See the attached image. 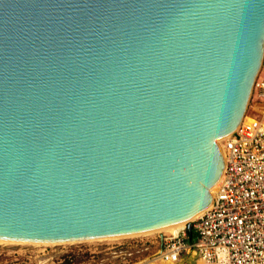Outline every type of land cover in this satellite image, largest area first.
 Returning <instances> with one entry per match:
<instances>
[{
  "label": "water",
  "instance_id": "1",
  "mask_svg": "<svg viewBox=\"0 0 264 264\" xmlns=\"http://www.w3.org/2000/svg\"><path fill=\"white\" fill-rule=\"evenodd\" d=\"M263 45L264 0H0V240L205 208Z\"/></svg>",
  "mask_w": 264,
  "mask_h": 264
},
{
  "label": "built area",
  "instance_id": "2",
  "mask_svg": "<svg viewBox=\"0 0 264 264\" xmlns=\"http://www.w3.org/2000/svg\"><path fill=\"white\" fill-rule=\"evenodd\" d=\"M252 87L256 111L222 138L223 166L209 205L186 223L162 234L156 257L176 262L194 254L192 264H264V67Z\"/></svg>",
  "mask_w": 264,
  "mask_h": 264
},
{
  "label": "rangeland",
  "instance_id": "3",
  "mask_svg": "<svg viewBox=\"0 0 264 264\" xmlns=\"http://www.w3.org/2000/svg\"><path fill=\"white\" fill-rule=\"evenodd\" d=\"M264 67V45L258 74ZM255 76V77H256ZM252 87L245 113L256 111L260 103ZM167 231L62 243L0 242V264H148L160 245L159 234ZM104 239V240H103ZM86 241V242H85ZM194 254L187 251L171 264H192Z\"/></svg>",
  "mask_w": 264,
  "mask_h": 264
},
{
  "label": "bare ground",
  "instance_id": "4",
  "mask_svg": "<svg viewBox=\"0 0 264 264\" xmlns=\"http://www.w3.org/2000/svg\"><path fill=\"white\" fill-rule=\"evenodd\" d=\"M248 115L245 113V111H244V113H243V115H242V117H241V119H245L246 117H247ZM240 119V120H241ZM227 134H224V135H222V136H219V137H217L216 138V143H217V146H218V150H219V152L222 154V157H223V149H222V138H224L225 136H226ZM220 177V176H219ZM219 177L215 180V182L213 183V184H211V186L209 187V193H210V196L212 195V192H213V190H214V188L216 187V185H217V182H218V180H219ZM209 205V203L207 204V206ZM206 206V207H207ZM204 209V208H203ZM202 209V210H203ZM202 210H200V211H198V212H196L195 214H193L192 216H190V217H188V218H186V219H183V220H179V221H176V222H172V223H170V224H166V225H164V226H160V227H157V228H155V229H153V230H148V231H144V232H139V233H134V234H143V233H147V232H150V231H159V232H164V231H167V233H176L177 232V230L179 229V228H181L182 226H183V224L187 221V220H189V219H192V218H194L195 216H197V215H199L201 212H202ZM134 234H129V235H134ZM166 234V233H165ZM121 236H128V235H116V236H108V237H100V238H92V239H102V238H108V239H110V238H116V237H121ZM86 240H91V239H86ZM104 240V239H103ZM82 241V240H81ZM0 242H18V241H6V240H0ZM19 242H23V241H19ZM68 242H72V241H68ZM86 242V241H85ZM28 243H62V242H28ZM74 243V242H73ZM154 257H156V256H154ZM154 259V258H153ZM152 259V261L150 260V262L148 263V264H171V262L170 261H164V260H162V261H160L159 263H157V262H155L154 260ZM160 260V259H159Z\"/></svg>",
  "mask_w": 264,
  "mask_h": 264
},
{
  "label": "trees",
  "instance_id": "5",
  "mask_svg": "<svg viewBox=\"0 0 264 264\" xmlns=\"http://www.w3.org/2000/svg\"><path fill=\"white\" fill-rule=\"evenodd\" d=\"M195 237V233L193 230H187L186 229V232H185V238L187 240H192L193 238Z\"/></svg>",
  "mask_w": 264,
  "mask_h": 264
}]
</instances>
